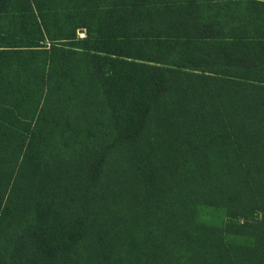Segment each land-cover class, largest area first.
<instances>
[{
    "label": "trees",
    "instance_id": "obj_1",
    "mask_svg": "<svg viewBox=\"0 0 264 264\" xmlns=\"http://www.w3.org/2000/svg\"><path fill=\"white\" fill-rule=\"evenodd\" d=\"M0 264H264V0H0Z\"/></svg>",
    "mask_w": 264,
    "mask_h": 264
},
{
    "label": "crops",
    "instance_id": "obj_2",
    "mask_svg": "<svg viewBox=\"0 0 264 264\" xmlns=\"http://www.w3.org/2000/svg\"><path fill=\"white\" fill-rule=\"evenodd\" d=\"M84 34H85L84 31L79 32L80 36H84Z\"/></svg>",
    "mask_w": 264,
    "mask_h": 264
}]
</instances>
